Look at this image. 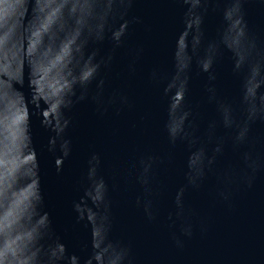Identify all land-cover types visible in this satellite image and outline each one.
Returning a JSON list of instances; mask_svg holds the SVG:
<instances>
[{
	"label": "water",
	"instance_id": "obj_1",
	"mask_svg": "<svg viewBox=\"0 0 264 264\" xmlns=\"http://www.w3.org/2000/svg\"><path fill=\"white\" fill-rule=\"evenodd\" d=\"M0 264H264V0H0Z\"/></svg>",
	"mask_w": 264,
	"mask_h": 264
}]
</instances>
